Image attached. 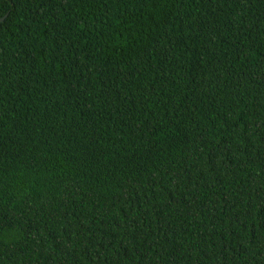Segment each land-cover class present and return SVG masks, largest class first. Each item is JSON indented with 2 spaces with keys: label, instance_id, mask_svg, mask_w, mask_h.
I'll list each match as a JSON object with an SVG mask.
<instances>
[{
  "label": "trees",
  "instance_id": "16d2710c",
  "mask_svg": "<svg viewBox=\"0 0 264 264\" xmlns=\"http://www.w3.org/2000/svg\"><path fill=\"white\" fill-rule=\"evenodd\" d=\"M0 264H264V0H0Z\"/></svg>",
  "mask_w": 264,
  "mask_h": 264
},
{
  "label": "water",
  "instance_id": "95a60500",
  "mask_svg": "<svg viewBox=\"0 0 264 264\" xmlns=\"http://www.w3.org/2000/svg\"><path fill=\"white\" fill-rule=\"evenodd\" d=\"M4 20H5V18H3V19H0V24H1V23H3V22H4Z\"/></svg>",
  "mask_w": 264,
  "mask_h": 264
}]
</instances>
